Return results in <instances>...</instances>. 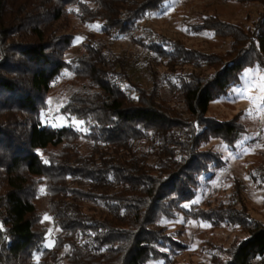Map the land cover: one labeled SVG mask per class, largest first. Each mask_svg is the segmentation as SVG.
Instances as JSON below:
<instances>
[{"label":"trees","instance_id":"obj_1","mask_svg":"<svg viewBox=\"0 0 264 264\" xmlns=\"http://www.w3.org/2000/svg\"><path fill=\"white\" fill-rule=\"evenodd\" d=\"M169 1L0 0V264H173L183 245L167 224L179 215L246 234L223 264H264L262 222L193 204L226 164L204 145L234 148L248 134L240 115L221 121L209 108L247 69L264 71V0H238L263 5L252 28L204 19L203 30L231 40L223 55L152 32L132 38L151 54L147 71L165 68L148 89L111 45ZM70 17L100 36L68 61L73 37L60 25ZM67 72L83 86L59 113L69 124L53 126L48 95ZM43 200L58 230L50 248Z\"/></svg>","mask_w":264,"mask_h":264},{"label":"rangeland","instance_id":"obj_2","mask_svg":"<svg viewBox=\"0 0 264 264\" xmlns=\"http://www.w3.org/2000/svg\"><path fill=\"white\" fill-rule=\"evenodd\" d=\"M262 11L263 5L258 1L170 0L162 11L140 21L132 37L116 39L111 48L115 53L128 58L131 64L130 77L134 83L149 89L153 84L151 72H157L159 77L165 76V68L155 65L153 70L147 71L146 63L151 54L133 43L132 38H149L148 34L152 32L179 40L190 49L223 55L229 51L231 40L203 30L201 27L204 19L215 16L224 22L248 29L253 27ZM60 28L64 34L73 37L72 47L66 52L68 61L83 56L85 45L92 38L100 36L94 25L83 23L75 17L62 22ZM190 70L193 71V68L190 67ZM211 71L207 68L202 70ZM82 86L83 83L71 73L67 72L60 78L48 95L49 107L45 122L53 126L68 125L59 113L72 94ZM165 95L173 100L171 94ZM209 115L221 121L240 115L241 122L248 128V134L234 148H229L219 139L204 145V149L219 152L226 164L202 185L193 204H199L204 209L222 206L246 209L254 219L264 224V71L260 68L247 69L239 86L232 89L227 97H221L210 105ZM41 194H44V190H41ZM46 206L43 200V211ZM44 223L49 230L46 246L50 248L58 230L46 211ZM167 225L183 245L180 254L172 258L173 264H223L229 257L226 251L233 243L246 237L239 227H215L202 220L186 219L184 215H179Z\"/></svg>","mask_w":264,"mask_h":264}]
</instances>
